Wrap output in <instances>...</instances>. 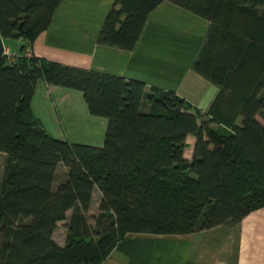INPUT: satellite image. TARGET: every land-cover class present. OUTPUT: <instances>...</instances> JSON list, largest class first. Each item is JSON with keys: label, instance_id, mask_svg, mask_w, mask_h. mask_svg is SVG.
I'll list each match as a JSON object with an SVG mask.
<instances>
[{"label": "trees", "instance_id": "obj_1", "mask_svg": "<svg viewBox=\"0 0 264 264\" xmlns=\"http://www.w3.org/2000/svg\"><path fill=\"white\" fill-rule=\"evenodd\" d=\"M61 1L0 0V264H102L127 234L235 226L264 207V0H169L210 22L193 68L220 92L204 115L140 80L28 54L11 61L5 40L32 43ZM164 1L116 0L98 42L132 50ZM39 80L83 93L90 113L108 120L102 146L46 131L32 108ZM60 164L67 178L54 186ZM70 209L60 246L54 232Z\"/></svg>", "mask_w": 264, "mask_h": 264}, {"label": "crops", "instance_id": "obj_2", "mask_svg": "<svg viewBox=\"0 0 264 264\" xmlns=\"http://www.w3.org/2000/svg\"><path fill=\"white\" fill-rule=\"evenodd\" d=\"M115 1L62 0L45 31L32 43L17 39L19 50L14 47L8 51L14 57L30 53L47 61L140 80L148 92L152 87L174 91L192 105L193 112L206 114L220 88L196 72L193 63L206 43L210 22L166 0L150 13L136 46L124 50L98 42ZM22 44H26L24 51ZM52 107L57 112L60 108V117L63 115L72 129L84 128V120L95 123L98 139L93 145H100V126L105 127L106 121L90 113L81 91L39 80L32 108L46 131L43 118L50 115ZM148 110L146 105L144 111ZM195 143L196 136L189 134L184 150L189 161ZM67 173L68 168L60 164L54 186L64 181ZM100 201L95 205L94 190L90 216L99 214ZM72 213L70 209L68 218L60 221L54 232L60 246L67 243V223ZM102 264H264V207L235 226L220 225L189 234H127Z\"/></svg>", "mask_w": 264, "mask_h": 264}, {"label": "rangeland", "instance_id": "obj_3", "mask_svg": "<svg viewBox=\"0 0 264 264\" xmlns=\"http://www.w3.org/2000/svg\"><path fill=\"white\" fill-rule=\"evenodd\" d=\"M17 43V39L14 38H8L5 40V45L8 48L11 49H17L19 50V46L20 44H16ZM51 101V100H50ZM59 111L57 112V109L55 107L51 108V113L50 115H45L43 120L47 126V132L55 137V138H59V139H64V140H69L71 142H75V143H82V144H89V145H93L96 144V140L98 139V136L96 137V124L92 123L90 121L84 120L81 121L82 126L84 128L78 127L76 129H72L67 122H65L63 120V115H61L60 117V108L58 109ZM100 119H103L104 121H106V125L105 127H101L100 126V145H94V146H102L104 143V139H105V135L107 132V125H108V120L100 117ZM258 119L259 121H261L264 124V117L261 115H258ZM241 118L238 121V124H241ZM81 126V124H80ZM7 154L2 153L0 156V182L3 178V174H4V168L6 166L7 163ZM62 177V176H61ZM101 199V194L99 192V190L96 188L95 189V205L99 203V200ZM95 212L98 211L97 210H93ZM90 217V222L92 223V225L95 223V221Z\"/></svg>", "mask_w": 264, "mask_h": 264}, {"label": "built area", "instance_id": "obj_4", "mask_svg": "<svg viewBox=\"0 0 264 264\" xmlns=\"http://www.w3.org/2000/svg\"><path fill=\"white\" fill-rule=\"evenodd\" d=\"M6 54L9 56L10 60L13 61L16 57H14L13 55L10 54V52L8 51V49H5ZM29 56H31V54H28Z\"/></svg>", "mask_w": 264, "mask_h": 264}, {"label": "water", "instance_id": "obj_5", "mask_svg": "<svg viewBox=\"0 0 264 264\" xmlns=\"http://www.w3.org/2000/svg\"><path fill=\"white\" fill-rule=\"evenodd\" d=\"M24 44H22L21 46H23Z\"/></svg>", "mask_w": 264, "mask_h": 264}]
</instances>
